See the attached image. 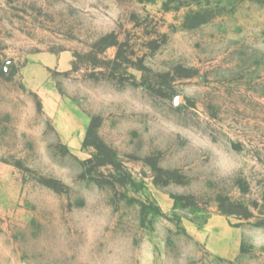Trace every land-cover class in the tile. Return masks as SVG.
Masks as SVG:
<instances>
[{"label":"rangeland","instance_id":"374dc122","mask_svg":"<svg viewBox=\"0 0 264 264\" xmlns=\"http://www.w3.org/2000/svg\"><path fill=\"white\" fill-rule=\"evenodd\" d=\"M0 264H264V0H0Z\"/></svg>","mask_w":264,"mask_h":264},{"label":"trees","instance_id":"16d2710c","mask_svg":"<svg viewBox=\"0 0 264 264\" xmlns=\"http://www.w3.org/2000/svg\"><path fill=\"white\" fill-rule=\"evenodd\" d=\"M87 138H88V136H87Z\"/></svg>","mask_w":264,"mask_h":264}]
</instances>
